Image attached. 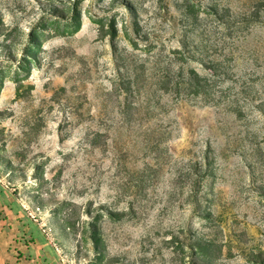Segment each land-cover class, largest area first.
I'll return each instance as SVG.
<instances>
[{"label": "rangeland", "instance_id": "obj_1", "mask_svg": "<svg viewBox=\"0 0 264 264\" xmlns=\"http://www.w3.org/2000/svg\"><path fill=\"white\" fill-rule=\"evenodd\" d=\"M0 185V264H264V0H0Z\"/></svg>", "mask_w": 264, "mask_h": 264}, {"label": "trees", "instance_id": "obj_2", "mask_svg": "<svg viewBox=\"0 0 264 264\" xmlns=\"http://www.w3.org/2000/svg\"><path fill=\"white\" fill-rule=\"evenodd\" d=\"M207 65L209 66L208 70L210 71L211 77L215 78L218 77V73L223 70V66L218 60L213 59L210 62H207ZM221 74V73H220ZM204 79L197 76V74L194 71H191L189 73V81L194 83L196 87L198 88L200 86V83L203 82ZM200 91V92H199ZM197 93L202 94V90H199ZM129 91H126L125 93L128 94ZM10 194L5 189L4 186L0 185V203L2 207L6 208L7 210H10L12 212L17 213L18 212V205L15 202H9ZM33 243V241H32ZM31 258V255L29 254L27 257V260Z\"/></svg>", "mask_w": 264, "mask_h": 264}, {"label": "crops", "instance_id": "obj_3", "mask_svg": "<svg viewBox=\"0 0 264 264\" xmlns=\"http://www.w3.org/2000/svg\"><path fill=\"white\" fill-rule=\"evenodd\" d=\"M30 249L31 248H29V247H25V250L24 251H26V252H22L21 251L19 253V254H24V255H25V253L27 254L26 256L23 257V259L25 260V262L27 264H44V263H41L40 262V260H39V254L37 253V251L36 250L33 251V250H30ZM16 252H17V250H16ZM29 254L31 255V258L29 260H27V257H28ZM19 260H21V258ZM14 264H21V263H19L18 261H16ZM49 264H51V263H49Z\"/></svg>", "mask_w": 264, "mask_h": 264}]
</instances>
